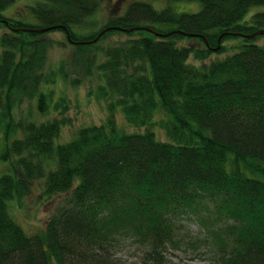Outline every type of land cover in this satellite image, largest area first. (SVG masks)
<instances>
[{
	"label": "trees",
	"instance_id": "16d2710c",
	"mask_svg": "<svg viewBox=\"0 0 264 264\" xmlns=\"http://www.w3.org/2000/svg\"><path fill=\"white\" fill-rule=\"evenodd\" d=\"M164 1H199L202 9L176 14L134 1L88 34L81 28L101 0H41L28 7L34 22L0 13V106L6 115L28 95L36 97L40 113L48 112L53 92L46 88L68 75L63 62L45 71L48 49L62 43L40 36L63 33L77 56L121 32L132 38L100 49L99 93L120 108L128 125L145 127L144 133H123L110 111L105 122L54 145L65 118L18 123L23 138L2 154H15L17 166L15 175H0V264H128L111 252L117 234L149 243L147 255L130 264H166L158 251L171 240L180 214L202 215L214 252L209 264H264V43L242 37L264 31V11L244 20L264 0ZM13 2L0 0V11ZM137 27L169 35L124 31ZM232 38L243 39L238 49L212 59ZM57 97L55 107L66 109L64 96ZM158 111L166 115L158 125L167 142L153 131ZM12 123L5 135L16 127ZM49 156L55 167L45 171L40 163ZM41 177L46 195L64 197L43 231L27 234L7 201L28 195Z\"/></svg>",
	"mask_w": 264,
	"mask_h": 264
},
{
	"label": "rangeland",
	"instance_id": "374dc122",
	"mask_svg": "<svg viewBox=\"0 0 264 264\" xmlns=\"http://www.w3.org/2000/svg\"><path fill=\"white\" fill-rule=\"evenodd\" d=\"M41 0H14L12 4L7 6L0 13L8 18L24 19L29 22H34L29 6L34 5ZM134 1H143L151 5L155 10L170 9L176 14H194L202 9V4L199 1H164V0H101V5L98 10L86 21L82 26L81 31L84 34L93 33L103 27L106 21L113 16H121L127 6ZM264 11V6L251 7L246 13L244 20L247 21L255 13ZM141 25H149L144 22ZM154 28H167L160 24H151ZM4 28L0 26V35L4 32ZM255 33V32H254ZM252 33V34H254ZM243 37V36H242ZM126 33L119 32L118 34L110 35L104 40L88 45L86 53L74 55L75 49L69 45L64 34L53 32L42 35L39 39L53 40L54 42L62 43L53 45L48 49L46 61L44 64L45 71L58 70L61 62L65 63V71L68 74L66 79L57 77L55 84L49 86L53 92L52 100L48 103V112L42 114L38 110L36 97L31 95L23 97L24 99L18 105L9 110L8 115L4 110V105L0 106V175L8 174L15 175V167L17 166V156L15 154L5 155L4 149L10 146L16 139H22V130L17 127L20 122L31 121L34 123H43L52 119H66L65 125L60 130L58 138L54 145L58 143H66L71 139L74 133L82 127L90 125H99L107 120L110 111L114 113V119L117 127L126 134L144 133L145 127H134L126 123L123 112L120 108H113L109 101L100 95V86L104 85V79L97 69L101 58L100 49L110 45L124 42L131 39ZM254 38V37H253ZM243 39H227L222 44L225 47V52L222 55L212 56L223 57L225 54H231L238 49ZM257 44L264 43V35L255 36ZM91 42H94L91 41ZM88 42V43H91ZM80 43V44H84ZM91 61V65H88ZM193 65H198L199 62L193 58L188 60ZM88 69V70H87ZM41 85V83H40ZM46 85H41L39 89H45ZM38 89V90H39ZM62 90V92H59ZM59 93L64 96V105L66 109L56 108ZM2 103V102H1ZM62 105V104H61ZM166 118L164 113L158 111L152 118L154 121L153 131L159 141H167L164 130L158 125V122ZM11 121L16 127L10 126L5 135V126ZM6 151V149H5ZM4 152V153H3ZM35 164L37 163L34 161ZM40 165L48 169H54L55 161L49 156L43 158ZM44 177L35 178L31 184L28 195L21 199H11L7 201V208L12 219L27 233H41L45 228L48 217L54 211L56 204L60 202L64 194L48 196L44 193ZM201 216L190 214L178 215L172 224L171 240L164 243L159 249L160 256L166 264H209L214 257V252L210 248V235L200 222ZM216 225V224H215ZM218 226H221L218 224ZM204 227V228H203ZM208 228V227H207ZM209 230V229H208ZM210 232V230H209ZM111 249L112 254L122 263H137L140 262L149 251V243L138 240L132 235L117 234L114 237V242Z\"/></svg>",
	"mask_w": 264,
	"mask_h": 264
},
{
	"label": "water",
	"instance_id": "95a60500",
	"mask_svg": "<svg viewBox=\"0 0 264 264\" xmlns=\"http://www.w3.org/2000/svg\"><path fill=\"white\" fill-rule=\"evenodd\" d=\"M136 29H140V30H144V31H147V32H150V33H152V34H154V35H157V36H167V35H169V34H166V35H164V34H158V33H156V32H154L153 30H151V29H148V28H144V27H141V28H134V29H131V30H126V31H133V30H136ZM50 30V28L49 29H40V30H38V29H34V30H32V31H34V32H36V33H45V32H47V31H49ZM105 31H108V29H105V30H103L102 32H100V34H99V36L103 33V32H105ZM260 34H264V31L263 30H260V31H257V32H255L254 34H250V35H242L244 38H253V37H255V36H257V35H260ZM98 38H96L95 40H94V42L97 40ZM74 43V42H73Z\"/></svg>",
	"mask_w": 264,
	"mask_h": 264
},
{
	"label": "bare ground",
	"instance_id": "6f19581e",
	"mask_svg": "<svg viewBox=\"0 0 264 264\" xmlns=\"http://www.w3.org/2000/svg\"><path fill=\"white\" fill-rule=\"evenodd\" d=\"M137 28H141V27H137ZM126 30H131V29H124V31L125 32H131V31H126ZM136 30H140V29H136ZM258 31H260V30H258ZM257 32V31H256ZM260 35H264V34H260ZM166 116V115H165ZM165 142H167V141H165Z\"/></svg>",
	"mask_w": 264,
	"mask_h": 264
}]
</instances>
